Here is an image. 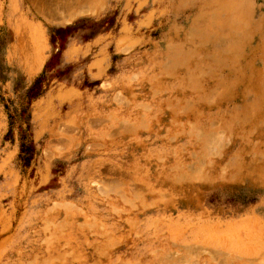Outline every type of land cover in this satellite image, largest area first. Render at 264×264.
I'll return each instance as SVG.
<instances>
[{
    "label": "rangeland",
    "instance_id": "obj_1",
    "mask_svg": "<svg viewBox=\"0 0 264 264\" xmlns=\"http://www.w3.org/2000/svg\"><path fill=\"white\" fill-rule=\"evenodd\" d=\"M50 1L0 0V264H264V0Z\"/></svg>",
    "mask_w": 264,
    "mask_h": 264
},
{
    "label": "crops",
    "instance_id": "obj_2",
    "mask_svg": "<svg viewBox=\"0 0 264 264\" xmlns=\"http://www.w3.org/2000/svg\"><path fill=\"white\" fill-rule=\"evenodd\" d=\"M97 2L95 0H51L48 9H37V23L43 24V27L50 30L53 38L62 39L65 42H75L76 39L70 38V32L84 24L91 25L93 34L100 28L112 29L115 17L107 13L102 14V8ZM96 14L99 15L96 16ZM90 39L92 37L88 36L83 41Z\"/></svg>",
    "mask_w": 264,
    "mask_h": 264
}]
</instances>
